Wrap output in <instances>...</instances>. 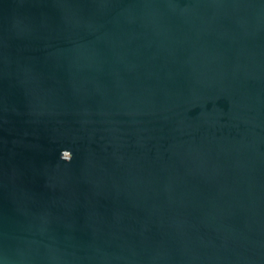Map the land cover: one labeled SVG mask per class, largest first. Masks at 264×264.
<instances>
[{"label": "water", "instance_id": "water-1", "mask_svg": "<svg viewBox=\"0 0 264 264\" xmlns=\"http://www.w3.org/2000/svg\"><path fill=\"white\" fill-rule=\"evenodd\" d=\"M0 264H264V0H0Z\"/></svg>", "mask_w": 264, "mask_h": 264}, {"label": "clouds", "instance_id": "clouds-1", "mask_svg": "<svg viewBox=\"0 0 264 264\" xmlns=\"http://www.w3.org/2000/svg\"><path fill=\"white\" fill-rule=\"evenodd\" d=\"M63 152H65V151H63ZM61 158H62V157H61ZM70 158H71V157H70ZM70 158H69V159H67V160H65V159H63V158H62V160H64V161H69V160H70Z\"/></svg>", "mask_w": 264, "mask_h": 264}]
</instances>
